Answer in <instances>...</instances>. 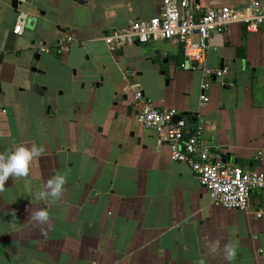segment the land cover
<instances>
[{"label":"crops","instance_id":"1","mask_svg":"<svg viewBox=\"0 0 264 264\" xmlns=\"http://www.w3.org/2000/svg\"><path fill=\"white\" fill-rule=\"evenodd\" d=\"M11 2L0 0V152L36 144L45 154L0 192V264H229L222 250L207 255L216 239L235 246L231 264H264V190L245 209L213 204L189 164L137 121L130 87L140 83L159 108L197 114L186 120L203 127L218 160L264 172V30L236 22L211 35L206 64L230 71L203 105L204 76L178 42L101 39L157 15L163 0H27L19 12ZM57 173L65 191L46 205L39 193ZM45 207L42 235L30 212Z\"/></svg>","mask_w":264,"mask_h":264},{"label":"built area","instance_id":"2","mask_svg":"<svg viewBox=\"0 0 264 264\" xmlns=\"http://www.w3.org/2000/svg\"><path fill=\"white\" fill-rule=\"evenodd\" d=\"M249 2L246 9H237L228 5L205 6L197 0H163L157 15L133 21L124 29L104 34L101 39L111 48L153 40L178 42L189 67L201 70L204 76L201 101L207 105L212 80L223 79L230 71L229 65L210 67L206 64L211 35L225 33L236 22L244 24L250 32L264 30V0ZM22 26L20 22L13 32L20 33ZM40 50L45 51L46 47ZM130 87L137 121L144 128L153 129L160 144H168L172 161L189 164L208 190L213 204L226 209H245L251 193L264 190V172L245 171L218 160L202 140V126L191 128L176 108H159L146 97L140 83L134 82ZM177 116L181 118L175 121ZM256 216L263 218L264 210H258Z\"/></svg>","mask_w":264,"mask_h":264},{"label":"clouds","instance_id":"3","mask_svg":"<svg viewBox=\"0 0 264 264\" xmlns=\"http://www.w3.org/2000/svg\"><path fill=\"white\" fill-rule=\"evenodd\" d=\"M45 154L43 145L30 146L20 144L7 152H0V192L5 188L9 178L27 177L31 172V164L34 159L40 158ZM67 177L64 174L57 173L47 179L44 184V190L39 193V198L47 205L49 199L55 202L62 198L65 191ZM30 219L40 227L42 235H46L45 225L50 227V214L47 208L30 212ZM207 255H215L222 250L224 260L231 264L235 258L236 248L232 243L223 245L221 249L220 239L209 241L207 244ZM200 264H204V260H200Z\"/></svg>","mask_w":264,"mask_h":264},{"label":"water","instance_id":"4","mask_svg":"<svg viewBox=\"0 0 264 264\" xmlns=\"http://www.w3.org/2000/svg\"><path fill=\"white\" fill-rule=\"evenodd\" d=\"M18 1H19V0H13V5H14L15 7H17V5H18ZM197 1H198V0H197ZM180 118H181V116H177V117L175 118V121L179 120ZM183 118L191 119L194 123H196V122L198 121L197 114H195L194 117H191L189 114H183ZM140 142H141V139L139 138V139H138V143L140 144Z\"/></svg>","mask_w":264,"mask_h":264},{"label":"flooded vegetation","instance_id":"5","mask_svg":"<svg viewBox=\"0 0 264 264\" xmlns=\"http://www.w3.org/2000/svg\"><path fill=\"white\" fill-rule=\"evenodd\" d=\"M27 4H29L28 2H27V0H19L18 1V5H17V7H15L14 5H13V0H12V2H11V5H12V7L14 8V10L15 11H17V12H19V11H23V9H21V7L23 6V5H27ZM33 24H34V22H33Z\"/></svg>","mask_w":264,"mask_h":264},{"label":"rangeland","instance_id":"6","mask_svg":"<svg viewBox=\"0 0 264 264\" xmlns=\"http://www.w3.org/2000/svg\"><path fill=\"white\" fill-rule=\"evenodd\" d=\"M21 23H22V21H21Z\"/></svg>","mask_w":264,"mask_h":264}]
</instances>
